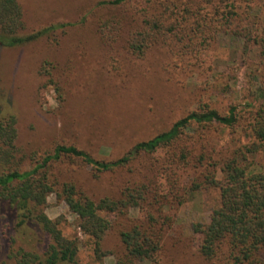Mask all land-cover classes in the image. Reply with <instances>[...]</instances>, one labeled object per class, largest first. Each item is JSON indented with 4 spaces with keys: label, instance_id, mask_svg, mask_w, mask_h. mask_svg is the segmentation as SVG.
I'll list each match as a JSON object with an SVG mask.
<instances>
[{
    "label": "trees",
    "instance_id": "16d2710c",
    "mask_svg": "<svg viewBox=\"0 0 264 264\" xmlns=\"http://www.w3.org/2000/svg\"><path fill=\"white\" fill-rule=\"evenodd\" d=\"M235 3L104 0L98 7L114 12L99 20L97 33L107 56L119 55L120 68L137 65L133 60H147L155 48L176 47L179 54H193L206 42V35L213 37L239 17ZM72 25L57 24L23 34L19 1L0 0V49L24 46ZM232 35L254 43L258 66L264 72V27L260 33L233 31ZM131 70L136 69L132 66ZM48 74L42 67L41 75ZM256 79L264 82V73ZM258 90L264 93V88ZM17 124L14 115L0 109V217L6 221V236L22 244L9 256L13 264H79V240L63 233L62 218L52 220L46 214L52 196L76 216L81 234L93 241L98 261L107 256L105 236L120 225L122 249L116 264H166L170 259V264H186L184 251L191 252V264H264V171L256 162L264 155V105L243 117L236 107L223 115L205 104L169 130L135 143L117 159H96L74 145L59 144L28 169L18 159ZM215 124L231 130V135L241 129L247 141L218 152L206 134V128ZM192 126H196L194 134ZM66 161L96 171V180L107 178L113 193L97 198L76 181L53 180L54 165ZM203 167L207 173L189 184L186 174ZM206 188L218 189L220 202L206 222L192 226L198 243L193 238L185 241L169 236L178 210ZM34 234L45 242L37 237L40 246L36 245ZM1 254L0 239V258Z\"/></svg>",
    "mask_w": 264,
    "mask_h": 264
},
{
    "label": "rangeland",
    "instance_id": "374dc122",
    "mask_svg": "<svg viewBox=\"0 0 264 264\" xmlns=\"http://www.w3.org/2000/svg\"><path fill=\"white\" fill-rule=\"evenodd\" d=\"M18 1L24 15L23 34L73 24L24 46L0 49V109L17 118L16 146L24 169L59 144L74 145L96 159H117L135 143L169 130L205 104L223 115L236 107L243 117L264 105V93L258 90L264 88V82L256 79L264 73L258 66L257 48L250 39L232 35L233 31L243 35L260 33L264 27V0H234L239 12L236 21L213 37L206 35V42L193 54H179L176 47L172 48L174 53L171 48H155L147 60H133L137 65L122 68L119 55L109 58L99 41V20L114 12L98 7L104 0ZM208 12L210 16L214 13L210 7ZM42 67L48 70L47 76L41 75ZM230 132L216 124L206 128L218 152L235 149L247 141L241 129L236 135ZM256 162L264 171L263 154ZM95 173L66 161L54 165L52 179L76 181L97 198L113 193L110 181L104 176L94 179ZM206 173L205 167L191 170L185 179L191 184L195 177ZM219 198L215 188H206L189 198L178 210L169 236L185 241L193 238L196 245L192 226L208 220ZM46 214L52 220L62 218L63 233L79 240V264H116L123 227L115 225L107 233L103 242L107 256L98 261L93 241L81 234L76 216L54 196L48 200ZM131 215L137 216V212ZM5 223L0 217V264H13L9 256L22 244H14L6 236ZM34 235L36 245L45 242ZM186 256V264H191V252L184 251ZM168 261L166 264H170Z\"/></svg>",
    "mask_w": 264,
    "mask_h": 264
}]
</instances>
